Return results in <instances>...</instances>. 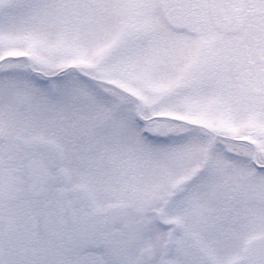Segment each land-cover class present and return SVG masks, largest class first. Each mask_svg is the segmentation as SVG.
<instances>
[{"label":"snow or ice","instance_id":"snow-or-ice-1","mask_svg":"<svg viewBox=\"0 0 264 264\" xmlns=\"http://www.w3.org/2000/svg\"><path fill=\"white\" fill-rule=\"evenodd\" d=\"M0 264H264V0H0Z\"/></svg>","mask_w":264,"mask_h":264}]
</instances>
